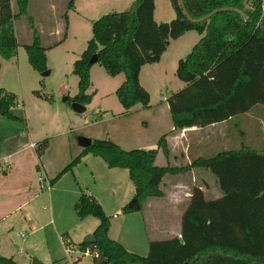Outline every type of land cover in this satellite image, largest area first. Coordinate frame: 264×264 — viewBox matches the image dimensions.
Here are the masks:
<instances>
[{
  "label": "trees",
  "instance_id": "trees-1",
  "mask_svg": "<svg viewBox=\"0 0 264 264\" xmlns=\"http://www.w3.org/2000/svg\"><path fill=\"white\" fill-rule=\"evenodd\" d=\"M29 2L16 0L18 10L14 12L11 0H0V58L9 60L17 55L15 20L26 16L33 30V41L25 45L28 60L34 70L44 72L48 69L47 48L29 11ZM183 2L192 19L186 16L179 0H171L176 16L170 22L155 20V0H134L128 9L112 11L95 20L93 37L73 64V73L79 78L78 92L68 96L67 102H92L95 93L88 90L94 64L90 60L98 54L96 63L110 75L125 74L116 90L125 112L138 104L150 107L151 94L140 80L142 67L159 62L172 39L194 30L202 37L179 60L176 70L185 86L168 96L175 129L205 128L264 106V0ZM74 8L75 0H70L68 9ZM220 8L236 10L220 11L195 21ZM35 94L52 100L41 90ZM16 102L15 93L0 87V115L20 119L12 112ZM49 144L48 138L37 143L39 156ZM1 145L0 135V150ZM160 151L169 160L166 134L152 149H125L111 139H90L57 177L72 171L90 153L102 158L110 168L128 169L139 208L151 198L164 196L161 185L166 175L187 173L192 168L211 171L223 195L209 200L201 187L194 186L182 217L181 238L153 240L149 253L141 255L110 237L111 217L94 195L82 191L75 203L78 217L99 219L95 242L80 244L94 254V264H264V148L243 144L211 156L198 155L185 166L157 165ZM0 171L6 172L1 164ZM133 210L129 205L123 208L124 212ZM0 264L20 263L0 253Z\"/></svg>",
  "mask_w": 264,
  "mask_h": 264
},
{
  "label": "rangeland",
  "instance_id": "rangeland-1",
  "mask_svg": "<svg viewBox=\"0 0 264 264\" xmlns=\"http://www.w3.org/2000/svg\"><path fill=\"white\" fill-rule=\"evenodd\" d=\"M133 1L75 0L77 10L74 11L68 9L70 0H30L29 11L35 17L36 25L41 31L42 42L48 49L47 71L49 73L45 75L43 72L33 69L24 49L25 44L33 41V30L29 25L28 18L23 16L15 20L16 36L21 45V85L19 86L18 82L19 76L11 69L5 73L4 77L14 78L11 92L16 94L17 102L12 108V112L20 119L11 120L0 115V131L7 138L12 134L27 135L26 128H28L30 136L24 141V145H28L31 141L37 144L48 138L50 145L46 157L51 177L56 176L54 171H59V168L70 157V153L74 148L80 146L83 139L89 136L107 139L105 132L107 122L113 127L125 126L131 130L129 136L133 141L126 146V149L143 148L141 143H150L148 147H156L155 141L160 136V132L164 133L170 128L172 123L170 112L167 111L165 105L156 107V103L164 99L167 91L170 96L171 93L185 86V82L178 78L176 68L172 72V59L174 57L182 58L191 51L192 46L201 36L194 30L188 31L179 39L171 40L167 48V55L162 61L163 70L159 75L153 70L145 73L146 77L143 81L151 89L155 107L144 117L135 114L133 117L120 118L118 114L126 110L116 95L119 77L110 75L100 64L94 67V85L89 89V92H94L98 88L100 92L94 96L95 98L87 110L77 112L66 100L68 96H73L78 92V76L72 72L73 61L81 56L87 48L89 40L93 37V22L106 13L128 9ZM155 2L156 21L170 22L175 18L176 13L171 0H155ZM11 4L13 11L17 12L16 0H11ZM66 14H68L67 18ZM36 90L46 93L52 100L37 96ZM101 115H103L102 118ZM144 119H146L144 122H149L148 127L143 124ZM186 134L189 143L187 153L191 159L198 155L211 156L219 150L237 148L243 144L264 148V106L259 105L247 114H239L225 122L210 125L197 132H186ZM171 147L173 151L178 150L175 143H171ZM23 155L10 159L12 163L14 160L17 162L14 172L11 168L8 172H0V178L8 180L7 184L13 186L14 189L6 194L5 197L8 199L5 202L8 204L0 212L11 211L18 202L31 198L32 194L37 195L39 192L34 202L39 206L36 212V225L40 228L29 237H22L20 233L26 234L27 231H31L30 224L23 217V212L17 211L6 217L0 225V235L6 231L2 246L3 252L20 255L19 249H24L23 254L27 257L25 264H35L31 255H35L37 261L42 264H65L67 254L61 241L62 238L60 239L61 234L67 236L68 234L65 235L64 232L69 231L73 239L72 241L69 236L72 246L76 249H84L80 246L84 240L81 238L82 232L91 227L92 220L98 221V219L89 217L81 223L82 220L77 216L74 207L66 201V199H71L65 197V193L57 191V189L53 191L52 195L55 208V214H53L49 196L51 191L48 189L38 191L39 182L33 177L37 170V163H39L36 148L26 147ZM200 170L208 172L202 175L211 186V189L206 193V198L212 200L221 197L216 193L219 187L213 173L204 169ZM85 172L83 170V173ZM112 172H117L115 177L97 167L95 178L86 172L83 174L81 185L87 193L99 195L100 200L108 207L107 209L112 211L110 213H116L122 220L124 211L123 208L119 209L117 203L123 196L128 195L131 179L126 168H116V171ZM10 173L15 175H11L9 178ZM65 174L66 176L61 179L57 177L53 185L66 188L69 185V179L73 182V172L68 171ZM132 182L131 180V184ZM113 184H115L116 195L111 199L106 190ZM133 200L131 198L126 205L130 206ZM182 209L183 207H181ZM174 217L175 215L172 216V220ZM140 219L142 220V217ZM138 220L135 218L125 226H134ZM55 226L59 228L57 231ZM121 230L123 231L124 228L122 227ZM141 238L142 236L139 237V239ZM5 248H8V251H5ZM136 253L147 255L149 247L139 248ZM77 254L78 252L72 253L74 257ZM74 264H94V254H87Z\"/></svg>",
  "mask_w": 264,
  "mask_h": 264
},
{
  "label": "crops",
  "instance_id": "crops-1",
  "mask_svg": "<svg viewBox=\"0 0 264 264\" xmlns=\"http://www.w3.org/2000/svg\"><path fill=\"white\" fill-rule=\"evenodd\" d=\"M72 10H74V11L77 10V6L75 5V8ZM159 22H161V21H159ZM201 37H202V35L200 37H198V41L201 39ZM17 40L19 43L17 55L15 57H13L12 59H9V60L4 59L2 57L0 58V87L5 89V90H8V91L13 90L11 85H13L12 81L14 78L11 77V79H8L4 76H5V73H8V70H10V69L12 71H15V73L19 76L18 82H19V86L21 85V64H20V57H21L20 56L21 55L20 54V47H21V45H20V41H19L18 37H17ZM27 44H29V43H27ZM43 45L47 48V46L44 43H43ZM24 49H25V47H24ZM166 53H167V50L164 52V54H163V56L159 62L152 63V64H146L142 67V70H141V74H140L141 83L148 91H150V94H151V105H150V107L143 108L140 104H138L135 107H133L129 112L126 113L125 111L124 112L122 111L120 114H118V115H120V118L133 117V115H135V114H138V115H141L144 117L147 112L154 109L155 104L153 103V96L151 93V89H150V87H148L145 84L143 79H144V77H146L145 73L149 72L150 70H153L157 75H159L161 73L160 71L163 70L162 61L165 59V57L167 55ZM180 59H181L180 57H174L172 59V72H173L174 68H176V70H177L178 62ZM76 60H74L73 62H75ZM97 64L98 63L94 64L91 68L92 86L94 85V67ZM114 77H119V86L125 80V74L124 73H121V74L116 75ZM78 82H79V78H78ZM88 92H89V90H88ZM99 92L100 91L97 88L94 91V93H95L94 96H96V94H98ZM89 93H92V92H89ZM102 93H104V92H102ZM166 94L167 95L164 96L163 100H160L156 103V107H159V106L161 107V106L165 105V108L167 109V111L170 112V106H169V102H168L169 91H167ZM93 98H95V97H93ZM85 106H86V108H88L89 104L85 105ZM170 114H171V112H170ZM102 117H103V115H101V118ZM171 117H172V115H171ZM144 121H146V119L143 120V124H145L148 127L149 122H144ZM202 129H204V128L192 127V128H186L183 130H177L174 127V122L172 119V123L170 124L169 130L164 132V133H163V131L160 132V134H159L160 136L158 137L157 141H155V144H157L156 147H148L150 143H141V144H142V147L144 149L157 148L159 139L163 135L166 134L167 139H168V143H169V147H170V158H169V160H167L166 157L164 156L163 152L160 151L157 158H156V164H158L159 166H166L168 164L171 166H185V165L190 164V162L192 161L191 157L187 153L189 143H188V137H187L186 132H194V131L197 132V131H200ZM105 132H106L107 139L113 140L114 142L118 143L120 146H122L125 149H126V146L130 145L133 141V139H131V137L129 136L131 133V130H129L125 126H121L119 128H116L107 122V128L105 129ZM26 134L27 135H22V136H19L17 134H12L11 136L6 138L0 131V135L2 137V145H1V150H0V164L3 167L7 166V167H4V169L6 168V172H8L10 168L13 169V172H14V168H16L17 162L14 160V162L12 163L11 160L13 158H17L18 156L23 155V153L26 151V147H31L30 146L31 143H35V142L31 141L28 145H24V141H26V139H29V136H30V132H29L28 128H26ZM86 139H98V137L89 136ZM84 140L85 139H83L81 141V144L78 148L77 147L74 148V150L70 153L71 155L67 159L66 163L62 167L59 168V171H57V170L54 171V174L56 175L55 177H51L49 162H48L47 157H46V154L48 152L49 147L47 148V150L45 151V153L42 156H39V154L37 153V150H36L37 160L39 161V163H37L38 164L36 167L37 170H36V173L33 174V177L37 180V182H39L38 191H41L43 189H48L49 191H51L49 196L51 198V203L53 206V211H52L53 214H55V208L53 205V200H52L53 196L52 195H53V191H56V189H57V191L59 190V191L64 192L65 197H69V199H71V200L66 199V201H67V203H69V205L71 204L75 209V203L77 202L80 195L82 194V191H84L83 187L81 185L83 174H86V172H89L90 176L95 178L96 168L100 167V168L104 169V171H106L107 173L112 174L114 177L116 176L115 174L117 172H112V171H116V168H110L102 158L89 153V154H85L82 157L81 161L77 165L74 166V168L72 170L73 182L69 179V185L66 188L65 187L59 188L57 185H53L54 182L52 183V186L50 188L42 187L41 182H40V176L41 175L45 176L48 181H51V180L53 181L54 179H56L57 176L59 175V173L69 163H71L77 156H79L82 153L83 148H84ZM171 143H175V145L178 149L177 151L172 150ZM182 145H183V147H182ZM31 148H34V147H31ZM8 160H10V161L8 162ZM23 160L25 162L24 158H23ZM6 162H8V163H6ZM102 163H104V164H102ZM200 169H203V168H192L187 173H183V174H179V175H166L164 177L163 183L161 185V188L164 191V196L151 198V199L147 200V202L141 208L134 209L133 211H130V212H124V214H123L124 218L122 220L119 219V216H117L116 213H113V214L110 213L112 211L107 209L108 207L105 205V203H103L100 200L99 195H97L96 193H93V194L89 193V194L94 195L101 202V204L104 207L105 212L110 217H114V218H111V226H110V230H109L110 237L115 239V240L120 241L121 243H123V245L128 250L136 252L137 249H139V248L149 247L150 242L153 240H165V239H170L173 237L181 238V236H182V217H183V214H184L186 208L189 205L192 190H193L194 186L201 187L205 193V196H206V193H208V191L211 189V186L208 183L207 179H205L202 176L203 173H208V172H202ZM83 170L86 172L83 173ZM206 171H208V170H206ZM0 172H2V171H0ZM11 173L9 174V178L12 175ZM43 174H45V175H43ZM118 174H120V173H118ZM13 175H15V174H13ZM64 176H66L65 173L63 175L59 176L58 179H61ZM129 177H130V174H129ZM130 179H131V177H130ZM215 179H216V182H217L218 187H219V190L216 193L218 195L222 196L223 191L220 188V185L218 183L217 178H215ZM131 180H130V184H129L128 195L123 196L121 198V200L117 203L119 209L124 208L126 206V204L131 200V198H133V199L135 198L136 188H135L134 182H132V184H131ZM7 182H8V180H6L4 178H0V196H1V198H0V211L4 210V208L7 207L8 203L5 201L8 199V197H5L6 194L9 192H12L14 190L13 186L8 185ZM131 187H132V192H131ZM31 190H32V188L30 187V191ZM106 192H107V195L110 196L111 199H113L116 195L115 194V184L111 185L106 190ZM38 193L39 192H37V195L32 194L31 198L29 197L27 199H24V200L18 202V204L14 208H12L11 211L7 210V211H5V213L0 212V225L2 222H4L6 217L10 216L13 213H16L17 211H22L23 217L30 224L31 231L30 232L27 231L26 234L22 232V233H20L21 236L22 237H24V236L29 237L30 235L36 233V231L40 228L36 225L37 224L36 223V212H37V209L39 208V206L36 202H34L35 199L38 197ZM181 207H183L182 210H181ZM173 215H175L174 220H172ZM89 217H93V216H88L84 219H81L82 220L81 223H83L84 220L86 221V219H88ZM140 217H142V220L140 219ZM94 218H96V217H94ZM135 218L139 219L136 222V225L125 226V224H129V222ZM114 219H116V220H114ZM51 220H53V219H51ZM54 223H55V221H54ZM91 223H92L91 227H88L87 229H85L82 232L81 238L82 239L84 238V240L82 242H85V238L87 236H89L90 234H94V230L97 227V225L99 224V219H98V221L92 220ZM122 227L124 228L123 231L121 230ZM58 229L59 228L57 226H55V230L57 231ZM5 234H6V231H3V235H0V253L4 256L14 258L20 264H25L27 257L23 254V251H25L24 249H19L20 255H17V253H13V252H11L10 254L8 252H3L2 246H3ZM62 234H61L60 239L62 238ZM64 234H68V236H70L72 239V236H71L69 231L64 232ZM141 236H142V238L139 239V237H141ZM140 240H143V241L141 242ZM61 241H62V244L65 248L63 239H61ZM72 241H73V239H72ZM5 251H8V248H5ZM31 256H33L32 259L34 260L35 264H42L41 262L37 261L35 255H31ZM55 262H57V261H55Z\"/></svg>",
  "mask_w": 264,
  "mask_h": 264
},
{
  "label": "water",
  "instance_id": "water-1",
  "mask_svg": "<svg viewBox=\"0 0 264 264\" xmlns=\"http://www.w3.org/2000/svg\"><path fill=\"white\" fill-rule=\"evenodd\" d=\"M179 1H180L181 5H182V7H183V10H184L186 16H187L189 19H192L191 16L189 15L187 9L185 8V5H184L183 0H179ZM225 10H236V9H234V8H220V9L215 10L213 13L208 14V15H206V16H204V17H201V18H199L198 20H195V21H203V20H205V19L210 18V17H211L213 14H215V13H218V12H220V11H225ZM97 61H98V54H95V55L93 56V58L90 60V63H91V65H93V64H95ZM48 73H49V71L46 70V71L43 72V75L48 74ZM72 107H73L74 110H76L77 112H85L86 109H87L86 106H85L84 104L80 103V102H73V103H72ZM89 141H90V139H85V140H84V146H86V145L88 144ZM130 207H131L132 209H138V208L140 207V205H139V203H138V200H137L136 198H134V200H133V202L131 203ZM95 240H96V238H95L94 234H90L89 236L86 237L85 242H87V243H92V242H95Z\"/></svg>",
  "mask_w": 264,
  "mask_h": 264
},
{
  "label": "built area",
  "instance_id": "built-area-1",
  "mask_svg": "<svg viewBox=\"0 0 264 264\" xmlns=\"http://www.w3.org/2000/svg\"><path fill=\"white\" fill-rule=\"evenodd\" d=\"M31 147H36L37 144L36 143H31L30 145ZM40 182L42 187L44 188H50L51 187V181H48L47 178L45 176H40ZM64 245H65V252L67 254V260L65 261V264H74V262H77L80 258H82L83 256H86L87 254H92L91 250L89 248H84V249H76L75 247H73L72 245V241L70 239L69 236H65L64 238L62 237ZM73 252H78V254L74 257V255H72ZM97 255L98 253L95 252ZM69 258V259H68Z\"/></svg>",
  "mask_w": 264,
  "mask_h": 264
}]
</instances>
